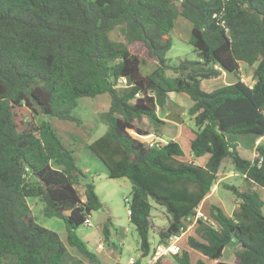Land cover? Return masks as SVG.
Masks as SVG:
<instances>
[{
	"label": "trees",
	"instance_id": "1",
	"mask_svg": "<svg viewBox=\"0 0 264 264\" xmlns=\"http://www.w3.org/2000/svg\"><path fill=\"white\" fill-rule=\"evenodd\" d=\"M179 16L192 23L198 59L174 63L167 53ZM115 29L125 41L112 38ZM135 43L146 56L132 51ZM151 61L157 67L143 74ZM242 63L255 67L253 85L239 77L203 88L224 71L239 75ZM121 79L129 80L127 90L120 91ZM173 92L192 101L197 128L190 147L196 158L208 156L204 165L185 160L175 140L150 146L167 124L158 108ZM103 93L110 98L108 129L89 148L109 177L132 182L129 216L141 258L154 250L150 232L157 228L158 243L179 233L231 164L249 184L224 183L237 198L232 214L212 204L211 219L197 221L187 246L181 240L179 253L154 264H232L223 259L231 245L236 264H264V198L253 187L264 190V144L247 159L236 139L264 136V0H0V264L7 254L19 264H63L66 243L36 220L28 197L43 201L47 217L65 221L68 243L84 258L98 260L77 230L103 202L47 118L82 123L79 99ZM21 106L43 120L21 128ZM151 198L171 215L167 226L155 223ZM104 232L110 240L108 223Z\"/></svg>",
	"mask_w": 264,
	"mask_h": 264
},
{
	"label": "rangeland",
	"instance_id": "2",
	"mask_svg": "<svg viewBox=\"0 0 264 264\" xmlns=\"http://www.w3.org/2000/svg\"><path fill=\"white\" fill-rule=\"evenodd\" d=\"M191 28L192 23L188 19L183 16H179L176 19L175 27L170 34L173 46L167 53V56L172 59V62L177 63L180 59L184 58L192 60L198 59V55L194 50L193 45L190 43ZM111 36L115 40L125 41V38L119 29H115L111 33ZM130 48L132 51L146 56V48L142 44L135 43L131 45ZM156 67L157 63L151 61L143 65L141 71L143 74H148ZM245 68V72L243 73L244 79L248 83L253 84L255 67L245 65ZM237 80V75L227 72L224 73L223 76L204 80L202 82V86L204 89L210 91L224 85L234 83ZM129 86L130 82L128 79H121L119 84L120 91L127 90ZM180 100L181 106L179 109H175L178 107V103L173 104L172 102L170 104L168 103L165 108L170 109L171 111L174 110L176 115L173 117L184 123V134L179 141L183 149L187 151L188 154H191L190 141L192 137H194L193 132L197 127L195 120L188 112V99H184L180 96ZM109 102L110 98L106 93L99 94L95 97H81L76 108V115L82 118V123L65 121L58 117H48L47 119L50 120L63 143L68 148L73 150L78 166L81 167L87 174L85 182L94 181V184L97 187V192L103 202V207L99 210L93 211L90 216L93 226H87L85 224L82 225L77 231L78 235L83 238V236H85L88 232L94 231L102 225V233L105 236L104 225L108 223L111 235L109 241L120 245L117 251L118 254H120L121 263L125 264L131 257L136 259L141 258V252L139 250V234L135 226L131 223L129 216V201L131 199L132 182L127 177H109L106 165L89 148L90 143L104 134L108 129V124L104 119V115L109 106ZM171 106H175L174 109H172ZM159 113L161 117L164 116L163 108ZM16 117L21 128H26L31 124H39L43 120V117L40 114H37L28 106L17 107ZM168 124L169 122H167V125ZM144 126L151 127L147 118L144 119ZM164 130L166 131V134H164L165 136H163L162 140L164 142H168L172 139L171 135L175 132L174 127L164 126ZM237 137L238 139L244 137L243 141L237 142L239 143L238 149L240 155L247 159H253L256 156V144H264V136L255 138L252 135H239ZM229 170L236 172L234 166L232 165H230L229 168L225 166L223 172L225 173V171L227 172ZM220 176H223V174ZM218 183L219 182L217 180L215 182L217 190L213 193V197L208 199L206 203L201 206V211L209 219H211L210 207L212 204H217L220 207L222 206L228 214H230L233 208L237 206V198L235 194H233L232 190L227 187L226 184H221L219 185V188H217ZM226 183L240 186L242 189L249 187L248 182L241 176L233 177L229 180L227 179ZM253 187L262 194L263 188H260L258 185H254ZM27 200L32 208V214L36 220L47 228L52 229L51 227H55L56 230L61 231L62 234H59L61 235L60 237L67 241V227L64 220L59 217H47L44 215V203L39 197H28ZM150 202L154 206L152 209V215L154 216L155 223L163 227L167 226L171 215L168 213L166 207L156 203V201L152 198L150 199ZM109 219L112 224L109 223ZM155 233L158 234L157 228H154L149 235L152 246L155 244L154 237L157 238ZM188 235L189 234H186L182 238L181 243L184 244V246H187ZM104 242V247H106V245H110V243L106 240V236ZM88 246V248L98 254L101 252L93 243H90ZM235 248L236 247L233 245L227 247L223 259L231 262L232 264H236V257L234 253ZM69 252L70 254L68 253L65 261L81 264V260L79 259L81 257H78L80 255H78L79 253L76 248L70 246ZM142 261L147 262L148 258H143ZM3 264H19L18 257L13 254H7L3 258Z\"/></svg>",
	"mask_w": 264,
	"mask_h": 264
},
{
	"label": "crops",
	"instance_id": "3",
	"mask_svg": "<svg viewBox=\"0 0 264 264\" xmlns=\"http://www.w3.org/2000/svg\"><path fill=\"white\" fill-rule=\"evenodd\" d=\"M245 63H242L241 64V72L239 73V75H237L238 76V78L239 77H241V79L243 80V81H245L246 83H248L245 79H244V76H243V73L245 72ZM244 66V67H243ZM224 73H227L226 71H224L223 72V74H221V76H223L224 75ZM228 73H231V72H228ZM236 75V74H235ZM207 80H209V79H207ZM253 83H254V81H253ZM248 84H250V85H253V84H251V83H248ZM180 96H182L184 99H188L187 100V104H188V110H189V107H190V105H191V103H192V101H191V99H190V97H189V95H187L186 93H170V95H169V99H168V101H167V104L169 103H178V107H176L175 109H179L180 108V106H181V100H180ZM173 101H176V102H173ZM166 104V105H167ZM165 105V106H166ZM165 106H163V107H159L158 108V111H157V113H158V116H159V118H161L162 120H165L166 122H169V124L167 125V124H165L164 126H167V127H174V133H173V135H171L172 136V139L171 140H175V141H177V142H179L180 143V138L183 136V134H184V123H182L181 121H179L178 119H175L173 116L174 115H176V113H175V111L173 110V111H171L170 109H166L165 108ZM174 107L175 106H171V108L172 109H174ZM163 108V110H164V116H162L161 117V115H160V111H161V109ZM164 126H162L161 128H160V134H158L159 136H157V138H163V136H165L164 134H166V131L164 130ZM193 136L195 137V132H193ZM194 137H192V139L194 138ZM263 137V136H262ZM191 139V140H192ZM237 139V141H243V139H244V137H242V138H240V139H238V137L236 138ZM254 140V139H253ZM166 143V142H165ZM190 144H191V141H190ZM180 145H181V143H180ZM252 145V144H251ZM258 144H256V146H257ZM182 146V145H181ZM190 149H191V147H190ZM184 152H185V157H184V159L185 160H188V161H190V162H192V161H194L195 163H198V164H201V165H204L205 163H206V161L208 160V156H203V157H201V158H196L194 155H193V153H192V151H191V154H188L187 153V151H185L184 150ZM255 152H256V148H255ZM229 166L231 165V164H228ZM223 174V176H220V175H222ZM237 176H241L242 178H244L242 175H240L239 173H237V172H235V171H233V170H229V171H225V173L223 172V170L218 174V184H217V188H219V185H221V184H224V183H226V180L228 179H230V178H233V177H237ZM240 187V186H239ZM241 188V187H240ZM242 189V188H241ZM96 190H97V187H96ZM217 190V189H216ZM216 192V191H215ZM214 193V192H213ZM213 193H210V195L208 196V198L207 199H210L211 197H213ZM263 194H264V190L262 189V194H261V196L264 198V196H263ZM203 205V203L201 204V206ZM236 208V206L233 208V210L231 211V213L230 214H232V212L234 211V209ZM129 214H130V212H129ZM65 222V221H64ZM112 224V223H111ZM85 225H87V226H93V224H92V222H91V220H90V224H85ZM53 230H55V231H57L59 234H62L61 233V231H58V230H56L55 229V227H51ZM79 230V229H78ZM77 230V231H78ZM102 230H103V226L101 225L99 228H97V229H95L94 231H91V232H88L85 236H83V240L87 243V246L90 244V243H93L96 247H97V249H99L101 252L98 254V253H96V252H94L95 254H96V257L98 258V260H95V262H90L88 259H86V258H84L80 253H79V251H78V249L76 248V250L78 251V255H80V256H78V257H81V258H79L81 261V264H122L121 263V258H120V254H118V251H117V249L120 247V245H118V244H116V243H114V242H110L109 240H107V242H109L110 243V245H106V247H104V241H105V236L103 235V233H102ZM191 232H193V230H191L188 234H190ZM61 236V235H60ZM62 238V237H61ZM62 240L66 243V245H67V251H66V253H65V255L63 256V259H62V263L63 264H67V263H72V262H66L65 261V258L67 257V255H68V253L70 254V252H69V247L71 246L69 243H68V231H67V241H65L63 238H62ZM154 240H155V244L153 245V248L158 244V240H157V238L156 237H154ZM115 246V247H114ZM71 247H74V246H71ZM89 247V246H88ZM90 249V248H89ZM91 250V249H90ZM226 250V249H225ZM92 251V250H91ZM141 255V254H140ZM150 256V255H149ZM149 256H146V257H143V258H148ZM5 257V256H4ZM143 258H141V259H143ZM105 260V261H104ZM130 260V259H129ZM128 260V261H129ZM108 261V262H107ZM128 261H127V263H125V264H128ZM137 261H138V259H137ZM16 262V261H15ZM141 263L142 264H144V263H146L145 261H142L141 260ZM73 264H77V263H73Z\"/></svg>",
	"mask_w": 264,
	"mask_h": 264
},
{
	"label": "built area",
	"instance_id": "4",
	"mask_svg": "<svg viewBox=\"0 0 264 264\" xmlns=\"http://www.w3.org/2000/svg\"><path fill=\"white\" fill-rule=\"evenodd\" d=\"M161 143H165L162 138H155L151 143L150 146L159 145ZM216 190V186H213L212 191ZM128 201V200H127ZM199 219H208L207 216L203 214L201 211V207L199 206L196 209L194 215L187 218V225L182 228V230L172 235L166 243H158L155 247L151 255L148 257V261L144 264H154L160 257L174 255L181 251V240L184 235L188 234L191 230H193L194 226L196 225ZM87 224H90V220H87ZM137 259L131 257L128 261V264H136Z\"/></svg>",
	"mask_w": 264,
	"mask_h": 264
},
{
	"label": "clouds",
	"instance_id": "5",
	"mask_svg": "<svg viewBox=\"0 0 264 264\" xmlns=\"http://www.w3.org/2000/svg\"><path fill=\"white\" fill-rule=\"evenodd\" d=\"M213 186H215V184L213 185ZM213 188V187H212ZM216 191V190H215ZM215 191H212V189H211V193H213V192H215ZM129 201V200H128ZM200 207H201V205H200ZM130 212V211H129ZM89 220H90V218H89Z\"/></svg>",
	"mask_w": 264,
	"mask_h": 264
},
{
	"label": "water",
	"instance_id": "6",
	"mask_svg": "<svg viewBox=\"0 0 264 264\" xmlns=\"http://www.w3.org/2000/svg\"><path fill=\"white\" fill-rule=\"evenodd\" d=\"M115 77V76H114Z\"/></svg>",
	"mask_w": 264,
	"mask_h": 264
}]
</instances>
